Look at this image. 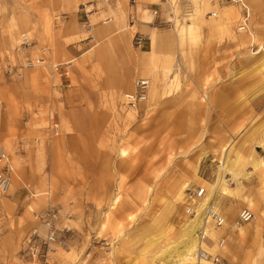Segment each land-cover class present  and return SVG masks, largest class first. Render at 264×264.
I'll use <instances>...</instances> for the list:
<instances>
[{
  "label": "rangeland",
  "instance_id": "1",
  "mask_svg": "<svg viewBox=\"0 0 264 264\" xmlns=\"http://www.w3.org/2000/svg\"><path fill=\"white\" fill-rule=\"evenodd\" d=\"M220 1L0 0V146L14 177L0 264H42L25 240L50 226V264H168L197 219L181 192L222 193L220 180L227 216L264 214V0H245L248 16ZM139 77L150 90L136 114L123 95Z\"/></svg>",
  "mask_w": 264,
  "mask_h": 264
},
{
  "label": "built area",
  "instance_id": "2",
  "mask_svg": "<svg viewBox=\"0 0 264 264\" xmlns=\"http://www.w3.org/2000/svg\"><path fill=\"white\" fill-rule=\"evenodd\" d=\"M231 4H237L239 6H243L245 8L247 16L248 9L246 8L247 3L245 0H227ZM246 5V6H245ZM158 13L157 10L154 11L156 15ZM134 20V18H133ZM147 41V35L142 33H137L134 36L133 44L138 49H143L145 43ZM135 89L131 92L125 93L123 95V104L128 109L137 112L140 106L148 100V94L150 90V80L149 79H141L137 78L135 81ZM54 132L58 133V125L53 127ZM8 154L4 147L0 146V165L4 163V165L0 168V193L8 194L12 181V169L7 163ZM207 190L206 187L198 186L192 190H189L186 193L185 201H184V211L185 213L195 218L200 212L205 211L208 223H212L214 228H221L227 224V216L216 206L213 204H208L207 207H203L204 201L206 198ZM255 219V214L249 208H244L241 210L237 220H235V226H241L245 223L251 222ZM207 223V224H208ZM50 225V224H49ZM53 227H49V232L43 236L39 233L38 229L34 230L25 240V249L26 255L34 261L40 262L42 264H50L52 259V254L55 252V246L58 243V237L56 235ZM203 242H207L211 240L210 236H208L207 229L202 233ZM227 238L220 237L216 243L219 251H223L227 247ZM194 264H228L227 260L223 256L221 252L219 253H211L208 250L204 249L200 246L199 250L196 252V258Z\"/></svg>",
  "mask_w": 264,
  "mask_h": 264
},
{
  "label": "crops",
  "instance_id": "3",
  "mask_svg": "<svg viewBox=\"0 0 264 264\" xmlns=\"http://www.w3.org/2000/svg\"><path fill=\"white\" fill-rule=\"evenodd\" d=\"M138 1H139V5L144 6L147 4H151V5L155 4L161 0H138ZM214 1L217 2L219 5V8H221L220 4H222L223 2L220 0H214ZM213 6L217 7L216 5H213ZM211 12L215 13L217 11L213 10ZM156 34L158 35L159 33L157 32ZM148 43L149 42L147 40L143 49H146L148 47ZM152 43L154 45V39ZM153 48L154 46L149 51L148 50L143 51V54L150 55V54H147V52H153ZM135 60L137 62H140L139 59H135ZM133 61H134V58H133ZM139 78L148 79L144 77H139ZM129 82L130 84L132 83L131 80ZM135 83H134V89H135ZM133 90H130L128 92H131ZM141 111H142V105L140 106L137 112L135 111L133 112L138 114ZM210 184H211L210 185L211 187H209V191H207V194L211 195L213 193V196H215L214 192H216V190H214L213 186L216 184L215 183H210ZM217 188L220 189L219 187ZM213 203L214 204L216 203L215 200L213 201ZM215 205L227 216L226 212L220 207L219 204L216 203ZM244 208L251 209L248 206L243 207L242 209ZM241 210L238 212L235 219H233L234 217L227 216L228 217L227 224L225 226L221 228H215L216 230H218V232H220L221 237L227 238L228 244L225 250L219 251L217 248L216 242H214V245L212 244L208 245L210 244L209 242H212L211 240L207 242H202L200 246L207 249L211 253L221 252L223 256L225 257V259L227 260L228 264H247L246 260H248L249 256H250L251 261L248 264H264V214L261 215V213L259 212L260 207H257L255 212L251 209L253 213L255 214V220L245 223L241 226H235V220H237Z\"/></svg>",
  "mask_w": 264,
  "mask_h": 264
},
{
  "label": "bare ground",
  "instance_id": "4",
  "mask_svg": "<svg viewBox=\"0 0 264 264\" xmlns=\"http://www.w3.org/2000/svg\"><path fill=\"white\" fill-rule=\"evenodd\" d=\"M199 5H201V4H199ZM222 9H224V8H222ZM241 11H242L241 9L235 8V7H233L232 9H224V10H222L218 14V16H219L220 21H222L221 23H222L223 27H229L233 23V20H236V18L238 16H240ZM203 16H204V14L201 15L202 20L205 19ZM247 19L248 18L245 17V21ZM246 26H247L246 22H244V25L241 26V27H242V29H245ZM191 28H193L192 25H188L185 28H183V31L189 33V32H191L190 31ZM157 38H158V35L154 34L153 35V39H154V45L153 46H154L155 50L157 49V47L159 45V42H158ZM151 53L152 52H147V54H151ZM220 181L221 182H219L218 185L221 187V189H223V192L220 193V191L219 192L216 191V192H214L215 196H213V193H212V195L207 194L206 198H205V201H204V205H202V208L204 206L207 207L208 204H210V203L213 204V206H216L215 204L217 202L214 204L213 201L215 199H217V197L221 196L222 194H225V191L227 190V188L225 187L226 181H222V180H220ZM13 183L14 182L12 181L11 188H13V186H14ZM216 190H218V188ZM212 197H213L214 200H212ZM180 198L181 199L185 198L183 192H181ZM251 202H250V204L253 206V204ZM208 222L209 221L207 220V217H206V214H205L204 210H203V212H200L197 215V219L196 220L191 221L192 229H189L187 232L185 231V233L183 234V238L184 239H182V241L176 247H174V249H172L170 251L171 254L169 255L170 259H168V264H182V263H185V262H191V264H194L195 258H196V252H197V250H199L200 245L203 242L202 233H203V231H205L208 228L207 227V223Z\"/></svg>",
  "mask_w": 264,
  "mask_h": 264
}]
</instances>
